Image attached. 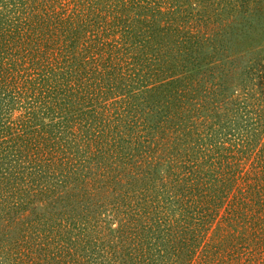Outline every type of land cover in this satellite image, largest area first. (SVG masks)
Masks as SVG:
<instances>
[{"label":"trees","instance_id":"obj_1","mask_svg":"<svg viewBox=\"0 0 264 264\" xmlns=\"http://www.w3.org/2000/svg\"><path fill=\"white\" fill-rule=\"evenodd\" d=\"M130 1L137 3L139 13L147 8L164 14L163 0ZM95 6L91 0H0V218L9 222L17 211H28L37 212L41 221L30 222L38 228L35 241L9 245L7 253L0 255V264H25L20 248L33 243L50 250L48 264H190L171 263L178 254L172 238L180 242L179 247L188 248L190 242L206 245L214 240L217 222L222 221L230 236L228 255L249 261L247 247L238 240L247 232L256 237L259 229L264 242V117L257 110L255 120L244 117L232 123L241 125L230 127L235 140L230 141L226 156H212L211 150L208 154L188 145L190 125L175 113L170 115V105L140 99L146 88L132 94L120 84L128 82L127 74L141 77L148 62L159 60L154 50L151 58H142L145 68L139 69L125 67L119 54L98 58L94 53L100 41L92 26ZM123 20L116 17L107 32L129 34ZM87 29L92 38L80 43V33ZM130 33L134 42L130 46L148 53V32L131 29ZM257 90L264 95L263 82ZM260 108L264 114V105ZM177 132L183 136H175ZM185 145L190 154L209 159L192 161L190 155L189 164H180ZM80 180L82 196L110 194H103V204L93 209L104 216L109 210L117 211L123 193L116 194L114 203L107 199H114L116 185L123 182L126 198L136 204V215L147 224L146 236L135 237L130 240L132 248L121 250L111 240L109 252L97 249L95 258L65 263L60 250L69 245V232H79L75 228L80 214L70 218L72 211L59 207L72 204L59 202L72 182ZM134 182L147 188L130 191L136 187ZM36 208L39 211H33ZM52 219L57 226L47 222ZM169 244L174 248L170 259ZM221 245L216 240L212 250ZM33 259L27 256L26 261L32 264ZM239 259L236 264H243Z\"/></svg>","mask_w":264,"mask_h":264},{"label":"rangeland","instance_id":"obj_2","mask_svg":"<svg viewBox=\"0 0 264 264\" xmlns=\"http://www.w3.org/2000/svg\"><path fill=\"white\" fill-rule=\"evenodd\" d=\"M29 1L38 2V0ZM91 1L94 6L96 2L97 9L94 14L95 23L92 26L95 25V31L100 34L99 43L98 39H95V46L97 43L98 45L94 46V53H98V58L104 56L117 58L119 54V59L124 57L120 62L126 65L125 67L139 69L141 66L145 68L141 63L142 58H146L145 55L151 58L154 50V55L159 56V60L156 58L148 62L149 66L141 77L129 78L130 74H127L128 82L120 84L124 88H129L132 94L146 88L140 93V99L144 97L152 102L158 100L159 103L162 101L170 105L169 114L175 113V116L186 120L190 125L188 145L204 150L208 154L211 150L212 156L217 154L226 156L227 148H231L230 141L235 140L233 136L230 137L233 134L230 127L241 125V122L232 123L242 121L244 117H248L251 121L255 120L258 115L257 110L264 117L260 108L264 105V95L258 93L259 90L254 91L259 82L264 83V0L167 2L163 0L166 4V6L163 4L164 14L148 11L147 8L143 13H139L137 3L134 4L130 0H127V3L125 0ZM105 3L107 4L104 7ZM91 11L93 13V9ZM116 17L124 18L129 34L113 29L107 32L109 23L112 25ZM65 18L67 22L68 15ZM131 29L148 32L150 35L148 53H142L141 48L130 46V41L134 45ZM150 31H153L152 35ZM88 37L92 38L90 29L84 34L80 33V43ZM178 46L182 51L177 49ZM182 90H184L183 94ZM181 135L183 136L182 132H177L175 136ZM186 149L190 150V147L185 145L181 148L178 158L180 164H189L186 158L193 152L190 154ZM256 151L258 152L259 149ZM192 157V161L209 159L208 156L195 154ZM244 163L245 161L242 162ZM247 163L250 164V160ZM120 184L122 185L123 182ZM121 185H116L117 193H113L114 199H107L109 203H114L118 199L116 194L123 193V199L117 200L119 203L117 211H104L105 216L93 211L100 206L99 204H103V198H106L103 197L105 192H93L82 196V180L78 183L72 182L67 189L68 193L64 192L67 196L65 195L59 204L69 203L72 206L59 208L63 211H72L69 214L70 218L80 214L76 225L80 229L75 228L79 232H69L67 234L69 245L60 250L64 254L65 263L71 260L83 262L82 259L95 258L98 256L97 249H102L101 252H109L111 240L114 241L112 246L121 250L124 247L132 248L133 244L130 240L135 237L142 240L146 236L147 224L141 216L136 215L135 211H138L136 204L126 198L128 192ZM133 185L136 187L131 188L130 191L138 190L143 186L147 188V184L139 182H134ZM108 201L104 203L105 207L108 206ZM33 211H39V208ZM17 212L19 214L12 215L9 222L5 221L4 217L0 218V255L9 245H18L15 243L17 240L23 243L29 242L28 239L35 241L33 236L38 228L30 225V222L33 220L37 223L41 222L38 213L31 212L30 215L28 211ZM55 219L60 218L55 216ZM47 222L51 227L58 225L52 224L55 222L54 219ZM222 226L223 221L217 222L213 233L214 240H210L206 245L200 246L198 242L199 246H197L195 242H190L188 248L179 247L180 242H175L176 237H173L178 254L172 257L175 260L171 263L188 261L194 264L193 262L196 261L195 264H236L239 258L228 255L230 236ZM250 235L251 232H247L238 240L247 247L249 261L244 260L246 257L239 260H242L243 264H264L263 234L258 229L256 237L255 234L253 237ZM216 240H221L222 245L217 250H212ZM165 242L166 240H163L161 244ZM172 246V244L167 246L168 259L174 250ZM194 250L198 254L194 255ZM47 251L50 250H41L33 243V247L22 250L20 248V255L26 260L27 256L35 258L32 264H48ZM26 260L25 264H30Z\"/></svg>","mask_w":264,"mask_h":264}]
</instances>
